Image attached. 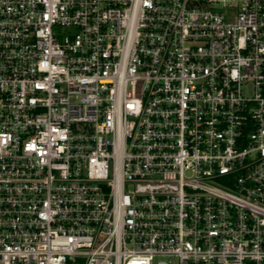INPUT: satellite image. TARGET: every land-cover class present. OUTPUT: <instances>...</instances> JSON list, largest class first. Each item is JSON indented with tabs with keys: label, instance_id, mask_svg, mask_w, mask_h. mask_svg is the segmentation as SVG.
I'll list each match as a JSON object with an SVG mask.
<instances>
[{
	"label": "built area",
	"instance_id": "built-area-1",
	"mask_svg": "<svg viewBox=\"0 0 264 264\" xmlns=\"http://www.w3.org/2000/svg\"><path fill=\"white\" fill-rule=\"evenodd\" d=\"M0 264H264V0H0Z\"/></svg>",
	"mask_w": 264,
	"mask_h": 264
},
{
	"label": "rangeland",
	"instance_id": "rangeland-1",
	"mask_svg": "<svg viewBox=\"0 0 264 264\" xmlns=\"http://www.w3.org/2000/svg\"><path fill=\"white\" fill-rule=\"evenodd\" d=\"M226 3H230V4H235L236 2H237V0H224ZM214 7L215 8H217V9H219V10H221L222 8V3L220 2V3H215L214 4ZM60 33L62 34V32H61V30H60Z\"/></svg>",
	"mask_w": 264,
	"mask_h": 264
}]
</instances>
